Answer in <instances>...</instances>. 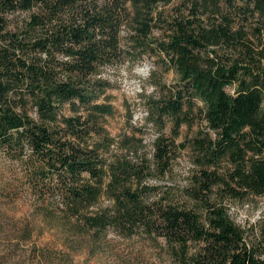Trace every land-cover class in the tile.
Returning a JSON list of instances; mask_svg holds the SVG:
<instances>
[{"label": "trees", "instance_id": "1", "mask_svg": "<svg viewBox=\"0 0 264 264\" xmlns=\"http://www.w3.org/2000/svg\"><path fill=\"white\" fill-rule=\"evenodd\" d=\"M172 2L0 0V195L35 196L81 232L162 238L176 264H264V219L249 243L226 204L264 196V0H188L167 13ZM125 54L158 56L179 76L148 97L151 159L134 136L117 145L128 154L115 151V108L99 100L101 69ZM199 115L206 129L179 142ZM186 146L197 171L183 192L151 184Z\"/></svg>", "mask_w": 264, "mask_h": 264}, {"label": "rangeland", "instance_id": "2", "mask_svg": "<svg viewBox=\"0 0 264 264\" xmlns=\"http://www.w3.org/2000/svg\"><path fill=\"white\" fill-rule=\"evenodd\" d=\"M173 0L164 7L167 13L185 9L183 2ZM26 12L11 17L12 26L21 23ZM155 34L159 32L156 30ZM227 54H231L228 52ZM264 72V58L260 62ZM106 88L102 102H111L115 111L106 117V128L116 141V152L128 154V149L117 148L124 144L127 136L142 139L137 155L153 158V143L159 129L149 116L150 97L158 96L162 85H173L178 81L176 69L158 56L144 55L131 61L126 54L122 62L103 67L101 74ZM233 92V88H229ZM149 97V98H148ZM201 115L192 126L181 127L179 142H187L206 129ZM168 135L171 128L165 129ZM130 156H135L133 152ZM6 168L8 163L2 161ZM197 171L194 153L190 146L181 148L165 174L155 172L151 184L160 190L172 189L179 194L187 187ZM0 195V264H176L167 252L162 238L144 233L124 236L114 228L97 235L94 231L81 232L73 224L60 218L46 216L42 202L35 196L20 194L13 197ZM232 220L240 225L249 243L256 240L261 220L264 219V196H248L243 199H226ZM109 200L102 198L94 209H103ZM49 208V207H48ZM48 212L54 211V207Z\"/></svg>", "mask_w": 264, "mask_h": 264}]
</instances>
